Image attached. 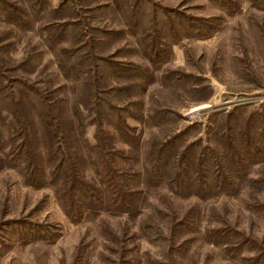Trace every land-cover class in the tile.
Segmentation results:
<instances>
[{"label": "rangeland", "instance_id": "1", "mask_svg": "<svg viewBox=\"0 0 264 264\" xmlns=\"http://www.w3.org/2000/svg\"><path fill=\"white\" fill-rule=\"evenodd\" d=\"M201 22L209 26L200 29ZM189 24H197L198 31ZM49 26L63 31L54 45L41 35L53 31ZM151 38L163 41L164 48L153 64L146 48ZM63 48H80L68 71L60 66ZM145 67L146 79L138 75ZM1 71L18 99L25 91L15 78L54 100L51 113L62 122L67 155L81 159L79 171L86 179L93 171L74 126V107L91 104L100 112L102 98L109 97L95 89L89 97L93 86H124L112 91L110 100L129 106L125 120L134 127L139 147H128L109 118H103L96 134L99 125L88 117L93 114L86 117L87 141L98 138L104 148L121 150L119 167L141 171L155 144L188 129L183 142L197 140V150L213 148L231 176L232 189L197 196L194 167L183 192L168 180L153 183L143 174L132 216L102 211L71 219L59 203L56 184L29 182L21 157H7L12 137L1 130L0 264H255L253 259L264 254V212L251 208L264 203V159L249 163L244 177L237 178V164L222 152L214 131L218 127L227 134L238 154L244 151L246 133L249 142L264 146V1L0 0ZM33 101L30 107L25 103L24 111L36 122L33 112L39 103ZM149 111L160 115L150 117ZM35 133L42 159L45 144L39 130ZM173 150L168 175L174 169ZM205 179L210 182V175ZM223 226L246 239L249 248L234 253L226 248L231 238H208L210 229Z\"/></svg>", "mask_w": 264, "mask_h": 264}, {"label": "trees", "instance_id": "2", "mask_svg": "<svg viewBox=\"0 0 264 264\" xmlns=\"http://www.w3.org/2000/svg\"><path fill=\"white\" fill-rule=\"evenodd\" d=\"M5 16L4 14L2 17L4 18ZM24 23L30 25L26 20ZM17 24L19 26L22 25L18 23V20ZM188 26L192 30L197 24H189ZM208 26L209 23L204 22L198 25L200 29H205ZM44 28L46 27L44 26L42 29ZM49 28L53 31L46 32L41 29V35L47 42L54 45L62 37L63 31L55 30L54 26H49ZM195 29V31H198L197 27ZM146 44L149 61L153 64L160 59L164 51L162 47L163 41L151 38L149 42L146 41ZM79 49H62L65 58V63L62 62L60 65L62 69L66 71L71 70V66L76 60L74 55H76ZM66 61H69L67 65ZM71 62L73 63L71 64ZM124 69L129 68L126 67ZM113 70L114 68L111 70L112 74L117 75ZM138 75L146 79L149 76L147 68L141 69ZM1 79L5 81H0V131L3 130L5 135L12 137V142L9 143V148L7 149L8 155H10H7V157L10 160L12 159V161L21 157L20 165L26 172V178L29 182L41 185L48 180L51 184H56L58 186L55 188L57 192L56 196L59 199L64 213L71 219H79L87 213L97 214L102 211L112 214L124 213L132 216L137 212L139 207L142 189L138 186V183H140L143 174L153 183L168 180L174 190L183 192L188 188L185 185L184 179L190 180L191 173L195 168L194 192L197 196L206 197L214 191H229L232 189L230 185L232 184L230 181L231 176L222 167L219 158L215 156L213 148L204 146L203 148L199 147V150H197V140L183 142L188 129L176 131L155 144L144 156L141 171L119 167L118 159L122 157L121 150L104 148L98 138L94 143L87 141L83 137L84 128L86 123H88L86 122V117L93 114V116L88 117L93 122L96 120L99 125L96 129V134L101 129V123L105 122L103 118H109L110 120H108L111 122L113 128L119 132L120 137L128 147L133 149L139 147V137L134 132V127L127 124L125 120V113H130L129 106H120L110 100L111 96L114 98L112 91L115 89H125L124 86H114L106 89H96L93 86L92 93L89 92L87 94L89 97L95 96V92L105 93L109 97L108 99L102 98L103 110L100 112L91 104L74 107V126L76 127L77 133L80 134V141L85 152L86 163L90 164L93 171L92 177L86 179L79 171L81 170V159L72 160L67 155L66 146L64 145L66 138L64 139L65 136L62 133V122L60 119H55L51 113V109L55 105L54 100H47L49 98H45L33 84L15 78L13 81L20 85V89L25 91L23 97L18 99L16 94L13 93L15 88L12 84L6 82L9 79L3 75L2 71L0 72ZM92 82L89 83L90 87L92 86ZM33 99L39 103V106L33 112L36 122L26 116L24 111L25 103L29 107L32 106V103H36ZM134 104V101H131L129 105ZM168 111L164 109L165 113ZM148 114L153 118L156 115H160L156 111H149ZM192 125L186 128H191ZM209 129L212 130L214 127L212 128L211 126ZM36 130H39V135L41 134L45 144L46 155L42 159L39 158L40 153L38 152L37 154L36 144L32 139L34 137L36 139ZM214 131L219 133L218 137L222 142V152L227 153V158L230 163L235 162L237 164V174H234L237 178L244 177L246 167L249 163L264 159V146L262 147L256 143L249 142L250 140L248 138L250 136L247 133L244 139V151L238 154L237 152L235 153V148L230 144L227 134L219 132L218 127ZM181 143L182 145H179ZM249 145L251 148L248 147ZM179 146L180 148H178ZM173 149L177 150L174 158V169L172 168L168 175L165 167L168 157L173 154ZM207 175H210V182L205 179ZM251 208L256 213L262 214L264 212V203H256ZM181 223L184 224L186 222L183 219ZM207 235L212 241L224 240L226 237L231 238L232 240L226 245V248L234 253L240 252L246 246L249 248L247 240L239 238V235L229 227L212 228L208 231ZM249 259L252 260L253 258ZM253 261L255 264H264V254L256 256Z\"/></svg>", "mask_w": 264, "mask_h": 264}, {"label": "built area", "instance_id": "3", "mask_svg": "<svg viewBox=\"0 0 264 264\" xmlns=\"http://www.w3.org/2000/svg\"><path fill=\"white\" fill-rule=\"evenodd\" d=\"M192 116V114H190V116L189 117H191Z\"/></svg>", "mask_w": 264, "mask_h": 264}]
</instances>
